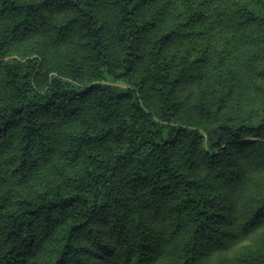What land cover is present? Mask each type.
<instances>
[{
  "label": "trees",
  "instance_id": "16d2710c",
  "mask_svg": "<svg viewBox=\"0 0 264 264\" xmlns=\"http://www.w3.org/2000/svg\"><path fill=\"white\" fill-rule=\"evenodd\" d=\"M0 264H264V0H0Z\"/></svg>",
  "mask_w": 264,
  "mask_h": 264
},
{
  "label": "rangeland",
  "instance_id": "374dc122",
  "mask_svg": "<svg viewBox=\"0 0 264 264\" xmlns=\"http://www.w3.org/2000/svg\"><path fill=\"white\" fill-rule=\"evenodd\" d=\"M217 42V41H216ZM216 42H214L213 44V48H214V53H216L217 52V50L218 49H220V48H222V46L221 45H217V44H215ZM118 85H122V84H120V83H117Z\"/></svg>",
  "mask_w": 264,
  "mask_h": 264
}]
</instances>
